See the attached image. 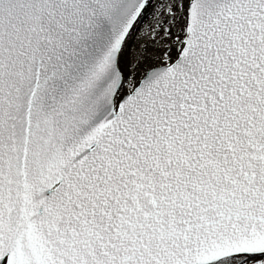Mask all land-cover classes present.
Segmentation results:
<instances>
[{
	"label": "snow or ice",
	"instance_id": "6c2138e0",
	"mask_svg": "<svg viewBox=\"0 0 264 264\" xmlns=\"http://www.w3.org/2000/svg\"><path fill=\"white\" fill-rule=\"evenodd\" d=\"M0 264H264V0H0Z\"/></svg>",
	"mask_w": 264,
	"mask_h": 264
}]
</instances>
